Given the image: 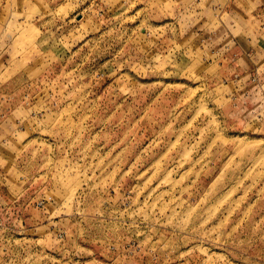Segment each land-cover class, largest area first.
<instances>
[{
  "label": "rangeland",
  "instance_id": "1",
  "mask_svg": "<svg viewBox=\"0 0 264 264\" xmlns=\"http://www.w3.org/2000/svg\"><path fill=\"white\" fill-rule=\"evenodd\" d=\"M0 264H264V0H0Z\"/></svg>",
  "mask_w": 264,
  "mask_h": 264
},
{
  "label": "bare ground",
  "instance_id": "2",
  "mask_svg": "<svg viewBox=\"0 0 264 264\" xmlns=\"http://www.w3.org/2000/svg\"><path fill=\"white\" fill-rule=\"evenodd\" d=\"M192 160V159H191ZM185 161V160H184ZM167 177V176H166ZM167 180V179H166Z\"/></svg>",
  "mask_w": 264,
  "mask_h": 264
}]
</instances>
